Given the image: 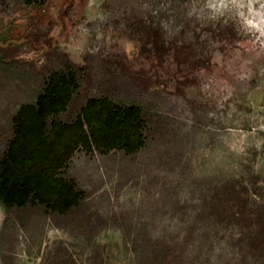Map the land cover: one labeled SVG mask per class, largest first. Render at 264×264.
Segmentation results:
<instances>
[{"label": "rangeland", "instance_id": "rangeland-1", "mask_svg": "<svg viewBox=\"0 0 264 264\" xmlns=\"http://www.w3.org/2000/svg\"><path fill=\"white\" fill-rule=\"evenodd\" d=\"M66 59L87 76L61 119L90 95L139 100L146 143L70 158L106 220L90 240L38 213L2 233L0 202V264H254L233 243L235 207L209 205L226 179L264 189V0H0V132ZM158 245L168 261L149 257Z\"/></svg>", "mask_w": 264, "mask_h": 264}, {"label": "trees", "instance_id": "trees-1", "mask_svg": "<svg viewBox=\"0 0 264 264\" xmlns=\"http://www.w3.org/2000/svg\"><path fill=\"white\" fill-rule=\"evenodd\" d=\"M26 1L43 4L46 0ZM5 61L20 65L24 60ZM86 73V65L69 59L40 73L35 100L22 103L9 127L0 132V202L7 213L2 233L10 221L25 226L37 213L88 240L106 224L100 214L92 218L88 193L69 173L68 162L79 148L101 153L139 151L146 143L148 109L139 100L90 95L71 119H61ZM249 182L242 178L220 182L221 193L209 206L212 214L226 205L235 207L233 243L254 264H264V189L256 178ZM157 254L160 261H168L172 250L158 245L148 252L152 259Z\"/></svg>", "mask_w": 264, "mask_h": 264}]
</instances>
